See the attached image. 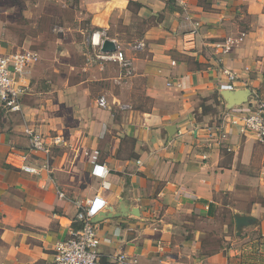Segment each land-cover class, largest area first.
Segmentation results:
<instances>
[{
  "label": "crops",
  "instance_id": "0c3cea01",
  "mask_svg": "<svg viewBox=\"0 0 264 264\" xmlns=\"http://www.w3.org/2000/svg\"><path fill=\"white\" fill-rule=\"evenodd\" d=\"M183 1L186 12L177 0H55L59 44L37 50L21 114L0 121V264H53L55 244L77 228V204L96 193L106 202L96 218L100 264H121L113 259L121 254L123 264H264V144L232 124L248 104L228 109L218 97L223 79L211 48L244 33L222 64L236 75V89L250 90L248 101L264 99V0ZM30 7L41 8L0 0V8ZM186 15L199 23L193 34ZM10 29L0 55L49 43L38 31ZM71 29L85 44L64 34ZM98 30L131 60V76L87 53ZM77 43L88 46L86 58L70 64L59 45ZM100 97L108 109L97 106ZM24 125L40 130L49 155L30 150ZM96 163L108 169L103 181L90 176ZM221 210L230 221L240 214L257 223L239 236L234 225L233 239L218 240L195 222Z\"/></svg>",
  "mask_w": 264,
  "mask_h": 264
},
{
  "label": "built area",
  "instance_id": "2783aa9c",
  "mask_svg": "<svg viewBox=\"0 0 264 264\" xmlns=\"http://www.w3.org/2000/svg\"><path fill=\"white\" fill-rule=\"evenodd\" d=\"M182 10L186 12V3L183 0H177ZM185 20L191 25V33H195L199 23L189 20L186 15ZM245 34H230L211 45L213 54L219 64V72L223 79L220 84L222 90H237L236 75L223 66L222 59L224 56L238 46L244 39ZM105 39H108L104 30H98L88 37V45L97 51V58L102 61L116 62L124 71V75H132L131 60L126 58L121 51L104 54L100 52L101 45ZM141 50L143 45L140 43L134 47ZM39 61L38 53L31 49H20L15 52L0 55V110L10 114H21V98L27 93L29 82L26 76L30 68ZM174 65V62L171 63ZM180 87L179 83H167V86ZM99 108L108 109L109 104L104 97L97 101ZM251 105V104H250ZM253 108L248 109V113L234 118L232 124L239 127L242 132H249L260 144H264V99H255L252 102ZM121 110L129 109L126 105H120ZM23 135L29 142L30 150L44 155L50 154V148L45 142V138L40 130L33 126L24 125ZM53 144L61 143L59 137L52 139ZM47 164L45 163L44 167ZM21 170L28 173H35V169L24 165ZM108 175V169L103 164H93L90 170V176L103 181ZM101 187H103V182ZM58 198H63L61 192L57 193ZM106 202L98 194L86 198L77 204V212L74 222L77 228L71 233V236L65 240L58 241L54 247L53 264H100V253L98 250L100 239L97 233V225L94 221L105 209ZM115 261L123 264L126 256L121 254L114 257Z\"/></svg>",
  "mask_w": 264,
  "mask_h": 264
},
{
  "label": "rangeland",
  "instance_id": "374dc122",
  "mask_svg": "<svg viewBox=\"0 0 264 264\" xmlns=\"http://www.w3.org/2000/svg\"><path fill=\"white\" fill-rule=\"evenodd\" d=\"M31 1L40 4L41 8H31V7L30 8H0V39H2L3 34L5 35L6 28L10 26L11 27L10 31L12 30L16 31L20 36L24 35V36L33 37V35H35L36 32L38 31L40 33H43L42 35H44L46 41L47 40L49 41V43L43 42V41H42L43 43L42 42L36 43L32 47L25 46V49L34 48L32 50L37 52L38 49H45V48L49 49L51 47L53 48L55 45L59 44V43H55L57 33L55 32L54 27L56 26V23H57L56 17L59 14L61 9L59 10V8H55V4H56L55 0H46V1L45 0H35V1L31 0ZM65 12H66L65 14L66 21L68 23H71V25H73L72 27H75L76 24H78V19H75L74 13H72L71 11H65ZM78 16H80L79 17L80 20H84V21L87 20L88 18L86 14H83V15L78 14ZM74 20H77V21H74ZM64 34H67L68 36L74 35L73 39L75 41L80 40V42L82 41L85 44V36L80 35V37L82 38L77 37L76 36L77 33L72 29L69 31L67 30L66 33ZM74 37H76V39ZM3 39L5 38L3 37ZM63 41L65 42L67 40H63ZM84 44L83 46H80L78 43L74 45H70V46L59 45V47L63 48V51L65 50L64 53L67 56L65 60L68 63L71 64L75 62L77 64H82L83 58L84 59L86 58L85 56L83 57V51L86 50V47H88L87 45H85L84 47ZM90 52H91V46L87 48V53L90 54ZM71 58L75 61H72ZM63 68L65 70L68 69L66 66ZM218 97L221 98L220 95H218ZM254 101L255 99L254 100L250 99V101L247 102L248 109L253 108L254 105H252V102L254 103ZM240 106H243V105H240ZM12 117L13 116L10 113H6L0 110V121L2 120L5 122L6 120L13 119ZM12 121H15V120H12ZM235 200H239V198H235ZM247 200L248 199L244 200L243 202ZM239 202L240 201H238V203ZM195 223H198V225L202 226V228L212 231L216 235V237H218V240H223L226 234H229L230 236L232 235L231 236L232 239L234 237V232H235L234 222L230 221L229 210H221L211 222L205 223V222L196 221Z\"/></svg>",
  "mask_w": 264,
  "mask_h": 264
},
{
  "label": "water",
  "instance_id": "95a60500",
  "mask_svg": "<svg viewBox=\"0 0 264 264\" xmlns=\"http://www.w3.org/2000/svg\"><path fill=\"white\" fill-rule=\"evenodd\" d=\"M115 51H116L115 43L112 42L111 40L105 39L101 45L100 52L104 54H109ZM219 94L226 103V107L228 109L247 103L248 98L251 96V92L248 89L222 90L219 92ZM173 129H174L173 126L166 128L170 136L173 134V132H171V130ZM96 218L94 220L95 222H96ZM256 223L257 220L252 216L235 214L234 225H235L236 236L240 235L243 228L253 226Z\"/></svg>",
  "mask_w": 264,
  "mask_h": 264
},
{
  "label": "trees",
  "instance_id": "16d2710c",
  "mask_svg": "<svg viewBox=\"0 0 264 264\" xmlns=\"http://www.w3.org/2000/svg\"><path fill=\"white\" fill-rule=\"evenodd\" d=\"M221 97V96H220Z\"/></svg>",
  "mask_w": 264,
  "mask_h": 264
}]
</instances>
